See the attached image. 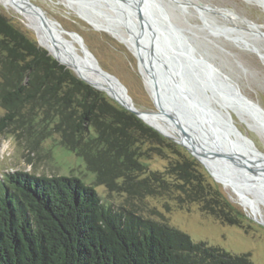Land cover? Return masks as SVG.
I'll return each instance as SVG.
<instances>
[{
	"label": "trees",
	"instance_id": "trees-1",
	"mask_svg": "<svg viewBox=\"0 0 264 264\" xmlns=\"http://www.w3.org/2000/svg\"><path fill=\"white\" fill-rule=\"evenodd\" d=\"M61 61V60H60ZM0 133L36 148L53 134L82 156L96 184L138 198L171 194L222 223L243 214L184 147L60 63L0 13ZM166 155L164 170L145 158ZM0 264H254L194 241L166 219L115 210L76 175L8 172L0 182Z\"/></svg>",
	"mask_w": 264,
	"mask_h": 264
},
{
	"label": "rangeland",
	"instance_id": "rangeland-1",
	"mask_svg": "<svg viewBox=\"0 0 264 264\" xmlns=\"http://www.w3.org/2000/svg\"><path fill=\"white\" fill-rule=\"evenodd\" d=\"M31 1L40 5L50 18L58 20L65 29L75 31L83 37L85 45L95 54L101 66L116 75L127 87L137 108L142 111H156V105L141 72L138 57L124 42L108 31L95 28L69 5L67 6L63 0ZM198 2L219 7L215 9V12L203 13V18L207 20L209 26L204 24L198 13L201 11V5ZM167 7L173 20L188 31L187 34L197 46L198 51L209 57L236 82L245 95L264 107V59L262 60L253 51L256 46L264 54V36L251 34V32L264 31L263 6L254 0H193L191 6L185 10L174 4H169ZM223 8H229L234 13ZM0 13L6 15L30 38L40 41L38 31L26 11L12 0H0ZM252 22L260 26H253ZM43 23L61 40L66 50L84 61V65L88 63L84 55L85 49L77 36L59 30L49 21L44 20ZM210 25L236 30L234 33L214 35L210 30L215 32V28ZM41 44L44 45L42 42ZM70 69L81 76L75 67L71 66ZM88 70L95 76L96 80L92 82L101 88L109 89L111 96L107 95L113 101L119 104V101L127 102L124 94L114 83H111L113 88L109 87L110 85L103 83L95 72ZM4 114L5 109L0 106V116ZM232 114L239 129L252 138L256 146L264 152V136L255 128L251 119L233 111ZM143 118L166 134L179 138L173 131L174 126L163 116L150 113L143 114ZM33 146L25 136L19 137L11 131L0 133V182L8 172L17 170L49 176L76 175L87 184L93 185L105 203L115 210L135 211L137 214L155 220L166 219L170 225L184 231L194 241H204L234 254L249 253L254 264H264V217H256L253 211L243 204L242 198L234 188L218 181L207 167L183 145L184 149L199 161L200 169L209 182L243 214L241 225L222 223L213 216L203 213L197 203L180 207L171 194L133 198L126 193L109 191L104 185L96 184V175L89 169L85 159L60 143L58 134L45 138L36 148ZM145 160L150 168L155 170H164L168 164V158L162 154H153ZM254 191L256 189H253L250 195L259 202L264 213V190L258 191V196Z\"/></svg>",
	"mask_w": 264,
	"mask_h": 264
},
{
	"label": "water",
	"instance_id": "water-1",
	"mask_svg": "<svg viewBox=\"0 0 264 264\" xmlns=\"http://www.w3.org/2000/svg\"><path fill=\"white\" fill-rule=\"evenodd\" d=\"M25 1L43 20L79 38L88 60L85 64L86 68L95 72L103 83L110 85L109 87L113 88L111 83H114L121 90L127 98V102L119 101L121 105L146 123L148 122L143 118L144 113L163 116L174 126L173 131L179 138L148 124L186 147L200 161L201 156L208 157L222 167L234 169L241 175H244L247 170L251 175L253 174L252 177L258 176L255 179L245 175L244 178L258 182L257 186L253 187L256 189L254 191L256 196L258 191L264 190V152L256 146L252 138L239 129L230 112L232 105L238 104L264 128V107L245 95L236 82L209 57L199 52L197 46L190 43L185 28L171 17L167 5L174 4L185 10L191 6L193 0H72V3L77 6V10H74L81 18L88 22L89 19L98 22L96 24L89 22L95 28L111 34V30L122 31L133 40L138 51L139 63L144 60V57L146 58V68L153 82L152 97L156 111H142L137 108L127 87L116 75L101 66L79 33L65 29L58 20L50 18L47 12L35 2ZM254 1L264 7V0ZM198 3L201 5V11L198 13L204 24L209 26L207 20L203 18V13L215 12V9L219 7ZM252 23L255 27L260 26ZM211 27L215 28L216 33L210 30L214 35L234 32V29L219 28L217 25ZM219 29L220 31H217ZM251 34L264 36V31L251 32ZM38 42L60 63L70 68L40 41ZM253 51L262 60L264 59V56L259 53L261 51L259 48L254 46ZM79 77L110 95L109 89L101 88L94 82ZM233 112L237 114L234 109ZM205 166L211 172L209 167Z\"/></svg>",
	"mask_w": 264,
	"mask_h": 264
},
{
	"label": "bare ground",
	"instance_id": "bare-ground-1",
	"mask_svg": "<svg viewBox=\"0 0 264 264\" xmlns=\"http://www.w3.org/2000/svg\"><path fill=\"white\" fill-rule=\"evenodd\" d=\"M11 1V0H10ZM13 3L18 5L20 8L26 11L28 16L30 17L31 21L33 22L35 28L38 31V35L40 38V41L44 44L43 46L47 47L51 52H53L57 57H59L62 61L66 62L70 67L73 66L75 67L78 71L79 74L89 80L93 81L96 80L95 76L85 67L84 61H82L80 58H78L76 55L72 54L68 50L65 49L64 45L62 44L61 40L54 34H52L45 26L43 23V19L27 4L25 0H12ZM67 5L73 7L72 9L77 10V6L72 3V0H63ZM264 8V7H263ZM224 9V8H223ZM226 10V9H224ZM228 12H232L231 10H227ZM247 20V19H246ZM89 22L91 23H98L94 19H89ZM101 22V21H99ZM105 23H103L104 25ZM253 24V23H252ZM107 28L106 26H104ZM221 28V27H220ZM224 28V27H223ZM228 28V27H226ZM232 29V28H229ZM234 31L236 30L233 28ZM111 30V29H110ZM112 35L118 38L120 41L124 42L132 51L135 53L136 56H138V51L133 44V40L129 39V37L124 34L122 31H117V30H111ZM217 31H220L217 30ZM216 33V32H215ZM234 33V32H233ZM262 56L261 52H259ZM140 69L141 72L144 75L145 81L147 83L148 88L150 89L151 94L153 95L154 90H153V82L152 78L146 68V58L144 57V60L140 61ZM126 98V97H125ZM127 99V98H126ZM233 109L237 111V114L240 116H248L252 124L259 130V132L264 136V128L255 122L254 119L250 116L248 111L241 107L238 104H233L230 112L232 113ZM144 114H150V113H144ZM155 126L154 124H152ZM156 127V126H155ZM194 146V145H193ZM195 149H197L195 147ZM201 162L204 165H207L209 169L211 170V174L214 175V177L220 181L223 182L224 184L234 188L237 191V194H239L240 198H242L243 204L250 208L253 213L256 215V217H264L263 213V208H261L259 202H257L251 195L250 192L253 190V187L257 186V181L253 179H245V175L248 178H257L258 176H253L245 170L244 175H241L237 173L234 169L231 168H224L222 167L219 163L213 162L212 159L208 157L201 156ZM256 182V183H255ZM253 194V193H251Z\"/></svg>",
	"mask_w": 264,
	"mask_h": 264
},
{
	"label": "flooded vegetation",
	"instance_id": "flooded-vegetation-1",
	"mask_svg": "<svg viewBox=\"0 0 264 264\" xmlns=\"http://www.w3.org/2000/svg\"><path fill=\"white\" fill-rule=\"evenodd\" d=\"M185 30H186V29H185ZM186 31H187V30H186ZM187 33H188V31H187ZM189 41H190L191 44H193V41H192L191 37H189Z\"/></svg>",
	"mask_w": 264,
	"mask_h": 264
}]
</instances>
